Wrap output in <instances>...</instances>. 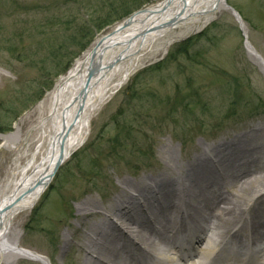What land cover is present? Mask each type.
Listing matches in <instances>:
<instances>
[{
	"label": "rangeland",
	"instance_id": "374dc122",
	"mask_svg": "<svg viewBox=\"0 0 264 264\" xmlns=\"http://www.w3.org/2000/svg\"><path fill=\"white\" fill-rule=\"evenodd\" d=\"M121 1L0 0V127L9 126L0 136L12 133L58 78L118 24L120 17L92 37L91 22L108 15L107 6L118 7L120 16L161 0H126L119 6ZM226 3L243 21L246 36L230 9H221L204 27L178 26L151 44L97 112L84 144L59 166L33 209L13 222L23 248L48 264H79L84 255L74 243L80 239L77 210L84 199L107 202L123 178L161 174L157 159L163 144L183 161L200 147L264 122V67L245 46L248 41L264 62V0ZM28 134L19 147L0 142V183L35 150L29 141L33 133ZM68 234L71 246L64 245ZM4 264L40 263L8 255Z\"/></svg>",
	"mask_w": 264,
	"mask_h": 264
},
{
	"label": "bare ground",
	"instance_id": "6f19581e",
	"mask_svg": "<svg viewBox=\"0 0 264 264\" xmlns=\"http://www.w3.org/2000/svg\"><path fill=\"white\" fill-rule=\"evenodd\" d=\"M226 4L161 0L134 13L97 38L14 131L0 136L11 149L33 133L29 141L36 145L17 161L20 169L7 171L0 183V264L8 255L48 264L21 246L13 222L37 204L59 168L56 163L63 165L84 144L97 112L147 48L178 26L204 27L221 9L229 10ZM229 11L245 35L243 21ZM245 46L264 67L248 41ZM241 131L183 161L163 144L157 159L161 174L123 178L107 202L84 199L77 210L80 239L74 244L84 255L78 263L264 264V122ZM70 236L64 245L71 246Z\"/></svg>",
	"mask_w": 264,
	"mask_h": 264
},
{
	"label": "trees",
	"instance_id": "16d2710c",
	"mask_svg": "<svg viewBox=\"0 0 264 264\" xmlns=\"http://www.w3.org/2000/svg\"><path fill=\"white\" fill-rule=\"evenodd\" d=\"M121 1V0H120ZM126 0H122L120 3H119V6H120V4H122V3H124ZM143 7V6H142ZM120 8V7H119ZM141 7H136V8H133L132 7V11L129 13V14H127V13H125V14H121L120 16L118 15V14H120L119 12H118V10H120V9H118V7H116V9H117V11L115 10V8H113L112 6H107V8L105 9V10H107L105 13H107L108 15H106V16H104V15H100V17H96L92 22H91V26L93 27V28H95L94 29V34H93V36L92 37H94V35H95V32H100L103 28H105V27H107V26H110V25H112V24H114L115 23V21H117V18H119L120 17V19L122 20V19H124V18H126L127 16H129L132 12H134V11H136V10H138V9H140ZM127 14V15H126ZM126 15V16H125ZM85 44V43H84ZM84 44L83 45H81V47H80V52H82L83 51V49H84ZM86 45V44H85ZM171 54V57H173L172 56V53H170ZM170 57V56H169ZM67 71V69L65 70H63L60 74H62V73H65ZM17 117V115H15L13 118H16ZM16 120V119H15ZM8 125H10V123L8 124ZM9 127V126H8ZM8 127H6V128H1L0 127V134H5V132L7 131V128Z\"/></svg>",
	"mask_w": 264,
	"mask_h": 264
},
{
	"label": "water",
	"instance_id": "95a60500",
	"mask_svg": "<svg viewBox=\"0 0 264 264\" xmlns=\"http://www.w3.org/2000/svg\"><path fill=\"white\" fill-rule=\"evenodd\" d=\"M231 11H233L232 9H230ZM234 12V11H233ZM236 13V12H235ZM61 165V163L60 162H58V163H56V167H59ZM55 170V169H54ZM56 171V170H55ZM55 171H53V173L55 172Z\"/></svg>",
	"mask_w": 264,
	"mask_h": 264
}]
</instances>
